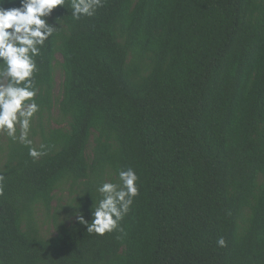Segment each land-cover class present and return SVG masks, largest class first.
<instances>
[{"label": "trees", "instance_id": "16d2710c", "mask_svg": "<svg viewBox=\"0 0 264 264\" xmlns=\"http://www.w3.org/2000/svg\"><path fill=\"white\" fill-rule=\"evenodd\" d=\"M64 8L33 77L29 138L47 154L0 143V264H264V0ZM129 167L128 213L89 233L78 211Z\"/></svg>", "mask_w": 264, "mask_h": 264}, {"label": "clouds", "instance_id": "9594fccd", "mask_svg": "<svg viewBox=\"0 0 264 264\" xmlns=\"http://www.w3.org/2000/svg\"><path fill=\"white\" fill-rule=\"evenodd\" d=\"M68 2L72 17L77 20L94 16L104 4V0ZM4 3L5 0H0V5ZM65 3L66 0H19L18 7L0 6V134L27 147L33 160L47 154L44 144L36 147L29 138L33 117L40 111L33 79L38 71L36 57L57 28L49 22V17L58 6L64 8ZM60 18H54L56 24ZM116 175L117 182H102L97 187L101 198L94 211H90L91 219L85 220L79 211L76 215L77 222L89 233L103 236L117 229L139 194V177L133 168L118 169ZM2 180L3 176H0ZM217 245L226 246L223 237L217 240Z\"/></svg>", "mask_w": 264, "mask_h": 264}, {"label": "rangeland", "instance_id": "374dc122", "mask_svg": "<svg viewBox=\"0 0 264 264\" xmlns=\"http://www.w3.org/2000/svg\"><path fill=\"white\" fill-rule=\"evenodd\" d=\"M57 58L59 59V55H57ZM61 79H62V75H61V72L59 70L58 67H56V70H55V94H58L59 92V86H60V82H61ZM6 143V139H5V135H1L0 136V143ZM67 199V196H66V192H63V195H62V205L63 203L65 204V201ZM56 205V202H53V206ZM62 214V213H60ZM40 219L43 220L41 223L42 225V231L43 233L49 235V234H52L54 231L51 227V220L50 218L46 217L45 215H40Z\"/></svg>", "mask_w": 264, "mask_h": 264}]
</instances>
